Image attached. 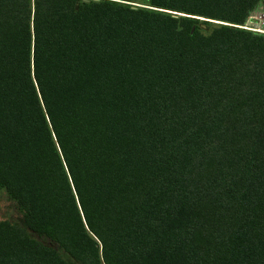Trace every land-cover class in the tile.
<instances>
[{
    "label": "trees",
    "instance_id": "trees-1",
    "mask_svg": "<svg viewBox=\"0 0 264 264\" xmlns=\"http://www.w3.org/2000/svg\"><path fill=\"white\" fill-rule=\"evenodd\" d=\"M132 1L0 0V264H264L260 0Z\"/></svg>",
    "mask_w": 264,
    "mask_h": 264
},
{
    "label": "rangeland",
    "instance_id": "rangeland-1",
    "mask_svg": "<svg viewBox=\"0 0 264 264\" xmlns=\"http://www.w3.org/2000/svg\"><path fill=\"white\" fill-rule=\"evenodd\" d=\"M146 0H133L131 4L146 6ZM202 19V18H201ZM212 23H226L224 21L209 19ZM238 26V25H237ZM250 29L254 32L264 33V0H260L257 5L249 13L244 25L239 27ZM0 219H7L12 222L20 223L21 215L14 203L7 197L4 190L0 189ZM39 238V237H38ZM45 243H49L47 239L39 238Z\"/></svg>",
    "mask_w": 264,
    "mask_h": 264
}]
</instances>
